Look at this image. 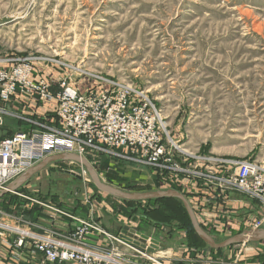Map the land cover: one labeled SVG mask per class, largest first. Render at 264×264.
<instances>
[{
	"label": "rangeland",
	"instance_id": "obj_1",
	"mask_svg": "<svg viewBox=\"0 0 264 264\" xmlns=\"http://www.w3.org/2000/svg\"><path fill=\"white\" fill-rule=\"evenodd\" d=\"M22 59L32 63L33 78L51 73L42 78L55 91L59 80L86 92L106 79L146 90L156 102L180 148L172 147L174 169L135 160L121 148L84 156L107 184L128 192L175 189L189 201L187 178L192 185L200 172L216 176V184L230 179L235 170L222 160L252 159L264 167V0H0V67L9 70ZM0 115L4 127L11 117ZM22 188L25 196L98 222L102 207L114 220L121 210L127 224L163 244L160 255L171 264H207L214 254L197 241L180 200L127 202L98 189L81 163H50ZM16 198L12 209L27 204ZM250 228L264 229V220L216 240ZM180 248L191 253L188 259L177 258ZM217 258L264 264V241L221 248Z\"/></svg>",
	"mask_w": 264,
	"mask_h": 264
},
{
	"label": "built area",
	"instance_id": "obj_2",
	"mask_svg": "<svg viewBox=\"0 0 264 264\" xmlns=\"http://www.w3.org/2000/svg\"><path fill=\"white\" fill-rule=\"evenodd\" d=\"M33 71L28 59L16 62L9 70L0 67V102H9L16 93L35 94L41 101L56 103L57 124L36 123L30 131H13L0 139V190L45 157L63 152L86 156L121 148L130 150L135 160L174 169L172 147L180 149L179 145L170 138L162 111L146 90L103 79L104 85L86 92L59 80L55 91L47 79L33 78ZM7 110L0 106V114H12ZM222 163L235 171L230 179L218 178L222 181L219 185H234L264 204L263 166L252 159ZM12 193L22 196L27 204H22L18 213L0 206V264H165L166 257L159 255L163 244L157 240L152 247L156 239L137 228L128 226L126 232L123 228L113 233L90 217L56 204L46 205L17 191ZM32 206L39 207L38 217L27 219L24 212ZM44 213L53 219L46 221ZM60 218L76 223L60 232L56 228Z\"/></svg>",
	"mask_w": 264,
	"mask_h": 264
},
{
	"label": "crops",
	"instance_id": "obj_3",
	"mask_svg": "<svg viewBox=\"0 0 264 264\" xmlns=\"http://www.w3.org/2000/svg\"><path fill=\"white\" fill-rule=\"evenodd\" d=\"M50 76L51 73L45 72L43 75H39V74L36 75L35 78L38 79V78L50 77ZM47 105L48 106L40 104L39 99L35 94L24 95V94L16 93L4 106H6V108L10 110L11 113H14V111L17 112V110L21 109L22 111L21 110L20 111L22 115L20 114L19 117H15L12 114H10L11 117L9 118L10 121H8L4 127L8 129H12L13 131H16L17 128H21V130L30 131L37 127L36 123H40L48 126L57 124L55 105L51 103ZM212 157H213L212 159L213 162L216 163V156H212ZM215 178L209 176L206 173L201 178L198 179L199 182L197 181L195 185H192L191 182L189 183L190 181L189 178L186 179L187 184L191 185L187 193L189 194L188 196L189 202L191 203L193 209L196 211L197 219L201 224V226L208 233H210L215 239H216V234L225 235L228 232H231L232 228H236L241 225L247 226L248 224H252V223L254 224L259 220L264 219V207L259 203V201L257 202L256 200H254V198L243 192H238V193L232 192L231 190L228 189V187L224 185L221 186L219 184H216ZM211 179L213 181H211ZM25 184H23L20 188H18L17 192H21L23 190L22 187ZM23 193L26 194L28 192H23ZM28 195H31L33 198L34 197L38 198L36 195H33V193L30 192ZM16 201H17L16 195L14 193H8L0 198V206L2 207L5 206V208L7 207L6 209L10 210V212L12 213L21 212L20 211L21 207L20 209H16V210L13 208L14 211L12 209L13 203H15ZM28 204H33V203L30 202ZM7 205L10 207L9 209ZM104 209L105 208L102 207L100 211L98 210L96 212V217L100 218L99 222L110 232L117 233L120 230L122 231V229L125 226L135 228L134 226L126 223L125 217L124 215H122L123 213H120L122 212L121 210L120 211L117 210L115 212V216L117 217V219L114 220L111 219L110 216L108 215V209H105V211ZM76 211L79 212V210ZM88 212H92V209H90V211L88 210L85 213V215ZM104 212H106L107 214L105 215ZM38 214H39L38 206H32L30 209L25 210L24 212V216L27 219H35L36 217H38ZM112 215L114 216V214ZM75 223L76 222L70 219L60 218V221L58 222L56 228L60 232H63L69 227V225L71 226L74 225ZM262 241H258V242H262ZM245 243H257V242H245ZM210 249L214 251V254L212 255V257L209 255L207 256L206 258L207 264H220L222 261H220L221 259L219 258L216 259V251L221 248L217 249L211 247ZM175 254L178 255L177 258L188 259L191 253L186 250H183V248H180L177 252H175ZM207 254H209L208 251L205 252V255ZM197 256L204 257V253L199 254ZM228 257L229 258H224V259H230L231 256ZM240 259L245 260V258H240ZM163 261L166 264H171V258L166 257V259H163ZM247 261L248 259H246L244 262L247 263ZM7 264H12V263L7 262ZM250 264H254V263H250Z\"/></svg>",
	"mask_w": 264,
	"mask_h": 264
},
{
	"label": "water",
	"instance_id": "obj_4",
	"mask_svg": "<svg viewBox=\"0 0 264 264\" xmlns=\"http://www.w3.org/2000/svg\"><path fill=\"white\" fill-rule=\"evenodd\" d=\"M12 134H13L12 129H8L6 127L0 126V139L3 137H9ZM66 161H72L83 164L89 171L90 176L95 186L98 189L115 197L121 198L123 200L140 202V201H146V200L162 198V197H174L179 199L183 203L190 217L195 232L210 247L218 249L238 243L258 242L264 240V229L261 228V229L245 230L243 232L234 234L233 236L228 237L222 241H216V239L201 226L195 215L193 207L191 206L190 202L182 192L175 189L155 190L148 192H128L122 190L118 187L103 182L99 177L97 171L94 169V166L88 161L87 158L79 154L70 153V152H63L45 157L39 163L26 170L21 176H19L17 179H15L10 184H8L4 189H1L0 198L8 193L17 191L18 188H20L23 184H25L28 180H30L32 176L42 171L50 163L66 162ZM128 228H129L128 226L124 227L123 231L126 232V229ZM142 236L144 238L147 237V235L145 234H143ZM141 241L144 242V239L142 238ZM157 243L158 241L154 240V244L152 247L154 246L156 247Z\"/></svg>",
	"mask_w": 264,
	"mask_h": 264
},
{
	"label": "trees",
	"instance_id": "obj_5",
	"mask_svg": "<svg viewBox=\"0 0 264 264\" xmlns=\"http://www.w3.org/2000/svg\"><path fill=\"white\" fill-rule=\"evenodd\" d=\"M174 199H176V200H179V199H177V198H174V197H162V198H156V199H150V200H148V201H156V200H162V201H173ZM127 201V200H126ZM127 202H135V201H127ZM183 204V203H182ZM184 206V205H183ZM184 209H185V207H184ZM185 211H186V209H185ZM152 212H156V210L154 209ZM187 212V211H186ZM154 213H153V215H154ZM190 223H191V220H190ZM191 226L193 227V225H192V223H191ZM193 230H194V228H193ZM194 236L197 238V241L200 243V244H205V242L197 235V233L195 232V230H194Z\"/></svg>",
	"mask_w": 264,
	"mask_h": 264
},
{
	"label": "bare ground",
	"instance_id": "obj_6",
	"mask_svg": "<svg viewBox=\"0 0 264 264\" xmlns=\"http://www.w3.org/2000/svg\"><path fill=\"white\" fill-rule=\"evenodd\" d=\"M164 250H165V249H164ZM164 250H163V253L165 252ZM161 252H162V250L159 252V255H160Z\"/></svg>",
	"mask_w": 264,
	"mask_h": 264
}]
</instances>
